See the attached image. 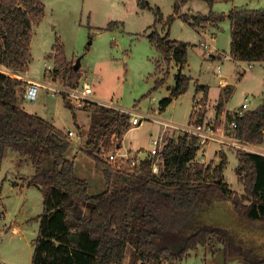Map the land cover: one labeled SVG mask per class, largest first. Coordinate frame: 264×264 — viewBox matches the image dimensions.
<instances>
[{
	"label": "trees",
	"instance_id": "1",
	"mask_svg": "<svg viewBox=\"0 0 264 264\" xmlns=\"http://www.w3.org/2000/svg\"><path fill=\"white\" fill-rule=\"evenodd\" d=\"M188 1L192 0H173V14L166 20L158 8H151L145 0L139 5L154 12V28L159 23L165 28ZM197 1L210 7L215 2ZM44 7L42 0H0V66L14 73H27L32 59V26L43 18ZM179 17L190 26L201 28L228 18L230 58L235 62H264V8H239L227 15ZM147 38L164 63L167 66L174 63L177 69L169 95L159 103L164 111L188 88L191 78L183 69L191 45L170 40L168 33L161 36L156 30ZM48 58L66 64L58 40ZM53 74L61 76L67 84L81 77L73 66L66 65L62 72L54 70ZM167 74L155 85L163 83ZM24 91L20 80L0 73V171L5 151L11 149L30 161L33 174L27 183L38 186L42 195L38 234L32 241V264H124L128 254L129 264H178L189 252L204 248L213 240L222 246L228 259L264 264L260 252L257 255L240 244L246 242L243 233L232 231L231 226L226 229L206 224L203 218L211 203L230 201L236 220L264 230V156L237 153L238 165L234 170L243 187L241 195L224 182L227 166L224 152L219 153L217 165L198 164L194 162L198 150L196 139L176 131H172L162 148L158 173L152 171L156 158L150 154L134 167L129 162L112 164L101 158L102 150L112 152L120 145L130 127L129 115L92 105L86 108L90 125L82 151L93 160L106 188L91 194L87 181L76 175L72 161L65 157L70 146L68 135L27 112L21 105ZM199 91L205 99L206 86H196L195 93ZM232 91L231 86L223 87L216 117ZM64 105L75 118V109L65 99ZM205 114L204 108L200 110L196 117L198 124L205 121ZM194 117L192 111L189 123ZM233 120L238 139L252 145L263 143L264 101L252 110H243L241 115H230L228 121Z\"/></svg>",
	"mask_w": 264,
	"mask_h": 264
},
{
	"label": "rangeland",
	"instance_id": "2",
	"mask_svg": "<svg viewBox=\"0 0 264 264\" xmlns=\"http://www.w3.org/2000/svg\"><path fill=\"white\" fill-rule=\"evenodd\" d=\"M140 1L42 0L45 6L44 16L38 24L32 26V59L25 74L31 80L41 82L44 76L48 79L49 70L52 74L54 70L60 73L65 65L74 67L76 61H79L75 70L79 71L81 77L72 83L89 84L95 99L111 103L122 111L133 110L177 125L188 123L194 111V100L202 96L201 92L195 95L198 85L208 89L207 104L204 99L202 107L206 111L205 122L215 121L218 125L229 122V115L224 121L219 118L215 120V104L223 89L220 86L221 80L226 82L225 86L233 88L223 109L236 111L247 101V110H252L264 101V62L254 63L251 69L246 70L247 62H235L230 58L231 31L228 18L201 28L192 27L179 17L184 14L188 17L209 13L227 15L235 7L259 9L264 8V0H215L211 7L202 1H188L179 9L178 17L165 28L162 23L153 27L154 12L141 8ZM145 1L151 8H158L164 20L173 14V0ZM110 23L111 27L107 28ZM153 30L161 36L168 33L170 40L191 45L187 64L183 69V73L191 78L188 88L164 111L160 110L159 103L169 95L177 69L174 63L167 66L149 42L147 36ZM204 39L209 47L204 45ZM56 40L63 47L66 64H57L48 58ZM212 52L220 55L213 56L210 54ZM166 73L168 74L163 83L156 86V81L162 79ZM54 78L56 82L66 83L61 76L55 75ZM64 99L62 95L52 96L46 90L40 89L35 100L24 98L21 105L27 112L43 117L65 134L71 132L74 135L68 137L70 146L65 157L72 161L76 175L87 181L90 193L98 194L105 190V181L95 169L93 160L82 151L90 125L89 112L86 111L87 107L75 109L73 118L72 111L64 105ZM171 134V130H163L154 121L144 120L140 126L129 127L120 142V151L128 152L140 161L154 148V139L161 138L166 142ZM261 145L262 147L254 146L263 152L264 138ZM220 152L227 156L224 182L237 194H243V187L234 170L237 154L233 149L210 144L197 152L194 162L204 166L210 162L217 165ZM32 174L33 168L29 160L20 157L11 149H6L0 171V264H32V241L37 237V216L42 212L39 187L27 183ZM203 218L206 224L226 229L231 226L232 231L243 233L246 242L240 244L253 253L258 255L260 252L264 256V230L256 226H246L236 220L230 201L211 203ZM130 259L128 254L124 264H129ZM178 264L245 263L236 258H226L222 246L213 240L206 247H198L197 250L189 252Z\"/></svg>",
	"mask_w": 264,
	"mask_h": 264
},
{
	"label": "built area",
	"instance_id": "3",
	"mask_svg": "<svg viewBox=\"0 0 264 264\" xmlns=\"http://www.w3.org/2000/svg\"><path fill=\"white\" fill-rule=\"evenodd\" d=\"M210 54L215 55V53L213 52ZM250 66H251V62H248L247 70L249 69ZM217 70L219 74L220 67H218ZM0 73L16 78L23 83L25 88L23 99L25 98L27 100L33 101L35 100L38 91L40 89H43L46 90L48 93H50L52 96L62 95L63 98H65V100L68 101L69 104L74 109H83L88 106L96 105V106L115 109L120 112L126 113L129 115L130 127L140 126L144 120H152L155 123H157L159 126H161L162 129L165 131L167 130L176 131V133L185 134L189 137L195 138L198 146L197 152L202 147L213 144L219 148L223 147V148L233 149L236 152V154L239 152H245V153H254L264 156V151L263 152L259 151L257 146L249 144L236 137L235 135L236 124L234 120L228 122L227 124L223 122L220 125L216 124L214 121H210V122L204 121L203 123L198 124L196 122V117L203 107V102L202 99L200 98L194 100V104H193V110H194L193 112L195 115L194 119L190 123L188 122L184 125H177L170 121H165L148 115H143L133 110L122 111L114 107L111 103H105L99 101L93 97L94 95L92 93V88L86 82L82 83L81 85L79 82L72 84L56 82L54 80L55 78L53 74L51 73V70L47 72L48 79H46L44 76V79L41 82H37L29 79L25 73H14L3 66H0ZM220 85L224 87L226 85V82L221 80ZM248 108H249V103L246 101L241 105V107L238 110L235 111L234 115H241L243 110H247ZM67 135L68 137H74V135L71 132H68ZM161 141H162L161 138L159 140L154 139L152 141V146L154 148L150 151V155L156 158V160L152 165L153 173H158L159 166L157 161L161 156L162 148L165 144L164 139L162 141V145H161ZM120 149H121V143L119 146H116L112 152L106 153L104 152V150H102V157L106 161L112 164H116L117 162H124V163L129 162L130 166L134 167L139 163L136 157H132L128 152H121Z\"/></svg>",
	"mask_w": 264,
	"mask_h": 264
},
{
	"label": "crops",
	"instance_id": "4",
	"mask_svg": "<svg viewBox=\"0 0 264 264\" xmlns=\"http://www.w3.org/2000/svg\"><path fill=\"white\" fill-rule=\"evenodd\" d=\"M238 8H241V7H235L233 10H235V9H238ZM242 8H244V7H242ZM176 17H178V14L176 15ZM202 32H204L203 30H201ZM202 42V41H201ZM203 42H204V45L206 44L207 45V47H209V45H208V43L205 41V39L203 40ZM30 46H31V42H30ZM206 48V47H205ZM30 49H31V47H30ZM217 54H219L220 55V53H217ZM217 54H215V55H213V56H216ZM254 63H262V62H254ZM253 62H251V66L249 67V69H251V67L253 66V64H254ZM247 64H248V62H247ZM176 68V67H175ZM248 68V67H247ZM247 68H246V70H247ZM248 69V70H249ZM245 70V71H246ZM202 86V85H201ZM221 86V85H220ZM221 88H223V87H221ZM199 92H201V94H202V96L200 97V99H202V102H203V92L202 91H199ZM198 94V92H196L195 93V95H197ZM194 95V96H195ZM193 96V97H194ZM207 99V96H206V98H205V100ZM175 99H173V101H174ZM172 101V102H173ZM246 102V101H245ZM217 103H218V101L216 102V104H215V106L217 105ZM206 104H207V100H206ZM208 106L209 105H207V108H208ZM66 107V106H65ZM206 108V109H207ZM239 109V108H238ZM88 113V112H87ZM235 113V111H230V110H228L227 108H225V109H223V111L220 113V116H217L216 117V112H215V120H218V118L221 120V121H224L227 117H228V115L230 116V115H233ZM35 114V113H34ZM37 115V114H36ZM39 116V115H38ZM41 117V116H40ZM41 118H43V117H41ZM44 119V118H43ZM47 121V120H46ZM189 122V121H188ZM215 122V121H214ZM259 147H262V145L260 144L259 145ZM264 151V150H263ZM223 174H224V172H223Z\"/></svg>",
	"mask_w": 264,
	"mask_h": 264
},
{
	"label": "water",
	"instance_id": "5",
	"mask_svg": "<svg viewBox=\"0 0 264 264\" xmlns=\"http://www.w3.org/2000/svg\"><path fill=\"white\" fill-rule=\"evenodd\" d=\"M78 66H79V61H76V64H75V66H74V69H77Z\"/></svg>",
	"mask_w": 264,
	"mask_h": 264
}]
</instances>
